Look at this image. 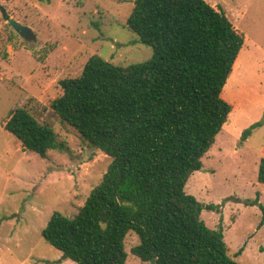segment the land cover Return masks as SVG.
Masks as SVG:
<instances>
[{"label": "trees", "instance_id": "trees-1", "mask_svg": "<svg viewBox=\"0 0 264 264\" xmlns=\"http://www.w3.org/2000/svg\"><path fill=\"white\" fill-rule=\"evenodd\" d=\"M127 26L153 57L121 66L94 54L78 77L60 80L63 93L51 102L112 160L78 214L55 211L42 236L77 264H126L130 231L140 238L132 253L144 262L243 264L230 255L224 232L203 219L214 206L186 185L234 111L225 89L247 36L221 0H135ZM3 125L43 157L66 148L28 103ZM258 181L264 184V156Z\"/></svg>", "mask_w": 264, "mask_h": 264}, {"label": "rangeland", "instance_id": "rangeland-1", "mask_svg": "<svg viewBox=\"0 0 264 264\" xmlns=\"http://www.w3.org/2000/svg\"><path fill=\"white\" fill-rule=\"evenodd\" d=\"M135 0H0L9 17L31 27L23 39L0 10V264H77L48 244L42 230L55 211L75 217L112 160L50 107L62 95L60 80L78 77L90 56L117 65L145 62L151 46L127 26ZM247 36L236 71L225 89L234 111L193 173L187 193L206 206V224L224 232L230 255L243 264H264V0H221ZM29 104L49 122L65 150L46 157L25 149L3 120ZM262 121L243 138L245 129ZM126 238V264L144 262Z\"/></svg>", "mask_w": 264, "mask_h": 264}, {"label": "water", "instance_id": "water-1", "mask_svg": "<svg viewBox=\"0 0 264 264\" xmlns=\"http://www.w3.org/2000/svg\"><path fill=\"white\" fill-rule=\"evenodd\" d=\"M8 23L11 24L13 29L25 40L34 41L36 39V35L33 29L27 25L20 23L14 18L10 17L8 19Z\"/></svg>", "mask_w": 264, "mask_h": 264}]
</instances>
